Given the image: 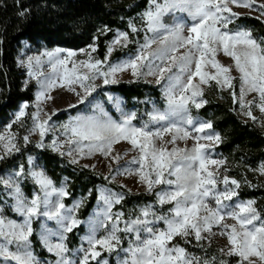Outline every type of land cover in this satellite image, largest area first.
Listing matches in <instances>:
<instances>
[{
  "label": "snow or ice",
  "instance_id": "snow-or-ice-1",
  "mask_svg": "<svg viewBox=\"0 0 264 264\" xmlns=\"http://www.w3.org/2000/svg\"><path fill=\"white\" fill-rule=\"evenodd\" d=\"M230 5L259 11L260 17H264V3L257 4V0H149L141 19L146 32L153 35H146L134 57L109 64L107 70L102 66L107 63L114 46L127 47L130 42L127 32H117L103 61L93 59L88 53V60L73 61L69 69L67 58L60 55L63 49L43 53L42 56L47 57V63L54 73V76L44 79H39L42 75L38 71L43 63L41 56L28 58V75L37 79L39 90L34 104L36 111L31 113L32 127L23 137L25 144L38 132L36 147H48L61 156L71 157V163H78L77 155L83 159L100 153L107 158L112 154L115 144L127 141L132 146L129 151L138 150V155L131 161L138 167L123 171L117 169L116 174L137 175V183L143 185L149 194L156 186L164 185V188L155 192L156 205L160 208L171 205L166 212H157L156 206L148 204L139 209L135 218L125 220L123 212L112 211L113 206L123 200V195L110 190L101 191L98 202L102 207L95 221L90 223L88 234L82 238L87 247L78 249V252L83 253L78 264H108L107 259L99 258L103 252L111 254L117 252L118 248L125 253L122 259H118V264H228L223 258L217 261L214 256H196L180 243H173L179 237L183 244H190L194 240L196 246L203 247L201 241L216 235L227 238L226 248L220 249L222 256L237 257V264H257V261L264 264V219L254 207L255 201L231 203L233 197L238 195L236 189L240 186L239 182L227 175L220 178L219 167L209 168V165L225 164L224 160L213 158L210 151L222 142V137L219 133L206 132V129L212 128V123L195 120L189 107L191 104L199 109L207 103L197 97L203 96L201 86L207 85L209 81L214 80L220 89L233 88L234 78L230 75V68L216 59L217 54L223 52L224 56L231 57L240 73V92L237 96L232 91L233 103L239 104L242 115L264 126V120L254 116L252 111L255 107L264 116V38L258 41L249 29L231 31L229 24L239 19L242 13L233 11ZM177 13H186L191 20L187 35L184 23L171 27L164 23L165 16L175 17ZM19 14L24 16L25 12ZM129 28L132 33L139 31L131 22ZM153 44L160 46L153 49ZM182 48L185 51L179 54ZM91 50L95 52V46H91ZM76 55V52H67V57ZM208 65L216 70L214 74L205 71ZM81 67L87 71L79 72L78 68ZM144 68H147L146 73L142 71ZM129 70L135 79L148 75L156 77L157 83L166 81L162 89L166 101L163 111L154 107L149 113V123L136 126L132 123L136 118L134 112L123 113L121 110L122 119L117 122L101 109L98 116L71 118L63 125V134L67 138L63 142L53 139L45 145V136L53 130L49 121L56 111L44 113L42 104L52 99L49 93L58 81L66 82V90L74 92L79 102L83 103L95 91L97 79L103 78L105 85L116 83L117 74ZM165 73H168L167 77ZM196 77L199 80L194 84ZM74 84L83 89V95L72 87ZM59 86L65 85L60 83ZM250 93H256V97L246 100ZM115 103L119 110V102ZM28 107L27 102L20 106L13 123L21 121ZM42 114L47 118L41 119ZM151 123L159 126L153 130ZM166 135L170 139L165 140ZM15 137V133L0 134V160L13 152H19ZM188 139L194 141L191 147L177 146L178 140ZM202 140L210 143H201ZM65 144L69 145L67 152L61 151ZM120 159L122 157L119 154L112 156L113 162L118 163ZM84 167L94 165L85 164ZM257 171L264 176V164ZM22 178H30L38 189L31 198L25 195L21 187ZM111 179H115V176ZM218 184L224 187L221 189ZM0 185L13 201L10 205L12 212L20 218H9L0 208V264H41L31 239L34 219L40 217L53 221L56 226L54 230L45 226L39 235L43 247L55 257L54 264H74L67 256L69 249L66 240L67 234L82 223L74 215L81 202L68 208L62 202L68 195L65 188H56L31 156L28 157L27 171L21 165L13 175L0 177ZM227 219L234 223H226ZM109 224L111 227H108ZM101 227L107 231L105 235L98 236ZM214 227L218 231H213ZM119 233L131 237L127 248L119 247L122 244Z\"/></svg>",
  "mask_w": 264,
  "mask_h": 264
},
{
  "label": "rangeland",
  "instance_id": "rangeland-1",
  "mask_svg": "<svg viewBox=\"0 0 264 264\" xmlns=\"http://www.w3.org/2000/svg\"><path fill=\"white\" fill-rule=\"evenodd\" d=\"M139 1L140 0H128V2L130 4H134V3H137ZM259 3H264V0H257V4H259ZM230 7H232L233 11L242 13L241 16L248 15V16H252V17H256V18L260 17L259 11H250L247 8L236 7L235 5H230ZM145 11H143L142 13L137 15V18L135 20H129V24H130V22L132 24H134L136 26V28L139 29V31L136 33H132L131 29L129 28L133 37H131V35H129V41L130 42L128 43L127 47H122L120 45L114 46V50L111 53V55L108 57L107 63L102 66L105 70H107V66L109 64L114 65L118 62H122L125 59L134 57L135 54L137 53V49H138L139 45L144 43L146 35L148 37H151L153 35L152 33L146 32V27H145L144 21L141 19V16ZM259 19L264 23V17H260ZM164 23L169 25L170 27L174 26L177 23H184L186 25L185 35H187V26H190L191 20H190V18H188L186 13H177L175 17H173L171 15L165 16L164 17ZM236 23H237V19L233 23L229 24L228 28L231 31H236L239 28L248 29L244 25H241L238 27L234 26ZM117 32H126V31L116 30L114 37L110 41L107 42V48H108L109 44H111L113 39L116 37ZM251 32H252V35L254 36L252 30H251ZM91 46H95V48H96L95 52H92ZM91 46H89L86 49H82V50H72V49L59 48V49L64 50L60 55L62 57L67 58V60H68L67 67L69 69H71L73 61L78 62V61H82V60H88L89 59L88 53H91V56L93 59H99V60L103 61L105 56L103 58H101L98 55L99 52H98V46L96 45V43H94ZM159 46H160L159 44H153L152 48L155 49ZM55 49H58V48H53V49L41 48V49H38V48L32 47L31 45L25 43L23 45L20 53H19V56H18L19 65L24 69V71L27 75L26 85L33 84L37 87V89L35 91L34 101L33 102H27L29 107L25 110L26 115L21 119V121L19 123H13V121L15 120V114L19 111L20 106L25 102L20 103V105L18 106L16 111H14L12 113L9 123L0 127V134H12V133L16 134V137H15L16 143L20 149L19 152H13L11 155L5 156V158L3 160H0V162L7 160V162L10 163V167L5 168L0 173V177H8L10 175H13L17 170H19L21 165H24L25 171H27L28 157L31 156V157L35 158L36 163L39 164L43 168V170L46 172L47 176L49 178H51L50 175L48 174L46 168H45L44 162L42 161V157L44 154H49L52 157H54V160L56 161V163L60 169V180L57 182L55 180H53L52 178H51V180L53 181V184L56 188L64 187L68 193V195L62 199V202L68 208L73 207L77 202H81L80 206L77 208L74 215L78 220L82 221V223L78 227L74 228L73 231L71 232V233H75V237L77 238V242L75 240L73 241L70 238L71 233L67 234V240H66V244H67V247L69 249L67 256L71 261L74 262V264H78V261L83 256V253L78 252V249H80L81 246L87 247V244L83 241L82 238L88 234L90 223L95 221L96 214L102 207V204L98 202L101 191L110 190L113 193H121L124 197L123 198V200H124L128 194L132 195V194H139V193H147L148 195H151L152 193H155L156 191H160L165 186L164 185H158L155 187L154 191L151 194H149L145 190V187L143 185H140L137 183V180H138L137 175H117L116 174L117 169L123 171L126 168L135 169L136 167H138L136 164L131 163V161L133 160V157L138 155V150L129 151V149H131L132 146L127 141L122 140L120 143L115 144L112 154L110 156H108L107 158L100 153H96V154L92 155L91 157L85 156L83 159H81L77 155L76 158L79 161L78 163H71L70 162L71 157H69L67 155L61 156L59 154V152L52 151L48 147H45V148L36 147V144L39 142L38 132L36 134L32 135L30 137V141L27 144H25L23 137L28 134V130L32 127L33 122L31 119V113L36 111L34 104H35L36 93L39 90V86L37 84V79L29 77V75H28L27 61H28L29 57L34 58L37 56H41L43 63L39 66L38 71L42 72V75L39 76V79H44V77H48V76H54V73L52 72L50 65L47 63V57L42 56V54L45 52H52ZM68 51L76 52L77 55L75 57H67ZM184 51H185V49H183V48L180 49L179 54H182ZM116 52L122 53V56L119 58L113 59V56ZM106 53H107V50H106ZM216 59L222 65L230 68V75L234 78L233 79V88L232 89H228V88L220 89L214 80L209 81V83L207 85L201 86L202 90H203V96L197 97L198 100L199 99L206 100V98H205L206 95H209L210 93L215 92L214 88L218 89V91H220V92L228 93L231 97H232L231 93L234 90L236 92L237 96H239L240 84H241L240 73L236 70L235 65H234V61L231 59V57L224 56L223 52L218 53ZM33 63H35V62L33 61ZM157 63H159V61H157ZM78 71L83 73V72L87 71V69L81 67V68H78ZM142 71L144 73H146L147 68L142 69ZM173 71H175V69H173ZM205 71H208V72L214 74L216 70L214 68H212L211 65H208L205 68ZM167 75H168V73H165V77H167ZM198 80H199V77H196L194 79L193 83L194 84L197 83ZM123 82L139 83V84L145 83L148 85L156 86L159 89L160 98L157 99L156 97H153L152 95L148 94L142 100L135 99L133 101V105L131 107H128L127 101L124 97H122L118 93H114V92H111L109 90V88L111 86L117 85V84H120ZM165 82L166 81H160V83H157L156 77L148 76V75H141L138 79H135L130 75V70H129L127 72L118 73L116 83H109V84L105 85L103 83V78L97 79L95 81V85H96L95 91H93L90 96H87V98L84 100L83 103H80L79 98L76 96V94L74 92H69L66 90L68 87L67 83L64 81H58L57 86L53 90H51L49 93V95L52 97V99H48L42 104V109H43L44 113L51 114L53 110L56 111V115L52 116V119L49 121V125L53 126V130L50 131L45 136V139H44L45 145L50 144L53 139H58L60 142H63L67 138L63 134L64 133L63 125L67 124L71 118H74L77 116H80V117L98 116L100 114L101 109L103 110V112L107 113V115L111 119H113L117 122H119L122 119V116H121V110H122L123 113L134 112L136 114V118L132 121V123L136 126H142L145 123H149V113H151L153 111L154 107L156 109L161 110V111H163L164 108L166 107V101H165L163 91H162ZM60 83H64L65 86L64 87L59 86ZM72 87H74L77 92H80L81 95L84 94L83 89H81L79 87V85L74 84V85H72ZM109 97H112L113 99L110 100ZM254 97H256V93H250L247 95L246 100H253ZM116 101L119 102V110L116 106V103H115ZM72 104H75L76 107H74V108L70 107V105H72ZM189 107L191 110V115L193 116V118L195 120L206 121V120L200 118L199 116L193 115V111H198L200 108L196 109L194 107V105H191V104L189 105ZM252 111H253L254 116H256L257 118H259L261 120H264V116L261 115V113L259 112V110L257 108L253 107ZM236 113L242 122L253 124L255 127H257L264 134V126H262L260 123H254L251 119L242 115L240 113V108H239L238 103H236ZM46 118L47 117L44 116L43 114L41 115V119H46ZM9 125H11L10 129L8 128ZM158 126L159 125H156L154 123L150 124V127L153 130H155V128H157ZM206 132L218 133L217 131H215L213 129V127L211 129H206ZM194 135H199V134L194 133ZM167 139H170V136L166 135L165 140H167ZM201 143L208 144L210 142L202 140ZM193 144H194V141L192 139H188L186 141H179V140L177 141V146L180 148L191 147ZM220 144L221 143L214 146V148L210 149V151H211L213 158L218 159V160H224L225 164L222 166L209 165V168L213 169L215 167H219L220 178H222L224 175H227L230 179L237 180L234 176H232L233 169H236L235 165H231L230 162L226 159V157H224L220 153V151L218 150V146ZM168 147L171 148L172 146L168 145ZM68 148H69V145L65 144L64 147L61 149V151L67 152ZM0 150H2V149H0ZM116 154H119L122 157V159H120L118 163L113 162V160H112V156H114ZM85 164L94 165V167L85 168L84 167ZM261 164H264V162L260 163L257 168H254V170H251L253 172V177H255L254 181L257 184L258 183L264 184V176L259 175V173L257 171ZM109 165H111V167H109ZM64 171H68L71 174L76 175V176L80 175L81 173H83L85 171L87 173H90V174L96 176L97 179L107 183V186H105V185H98L97 186V195H98L97 201L95 203L94 208L91 210L90 214L86 218H81V212L87 203L90 192L83 194L82 190H79L77 192V194H75V195L72 194L73 177L66 174V172H64ZM106 176L109 177V179H105ZM113 176H115V179H111V177H113ZM108 185H115L116 187L122 188L123 190H116V189H114ZM122 185H123V187H122ZM239 185H240L239 186V188H240L241 187L240 182H239ZM21 187H22L25 195L29 198L32 197V195L34 194L35 191H38V189H36V187L31 182L30 178H28V179L22 178L21 179ZM218 187L222 189L224 186L222 184H218ZM231 187H234V186H231ZM239 188L236 189L237 192H238ZM129 189H131V191H129ZM53 199H55V197H53ZM67 199H70V202H67L68 201ZM123 200L119 204H115L113 206L112 211L114 213L115 212H123L125 220L129 219V218H135L139 214V209L145 205H148V204H152V205L156 206L157 212H166L167 209L171 207V205H164L163 208H160L159 206H157L156 205V196L154 195V199L152 201L145 203V204L138 206V207H132V208L128 209L127 213H126V210H124L123 205H122ZM245 201H249V200H242L239 197V195H237V196L233 197V200L231 203L245 202ZM252 201H255V200H252ZM12 202L13 201L11 200V198L5 194L3 186L0 185V208H3L4 215H6L12 219L19 220L20 218L18 216H16V214L13 213L11 208H10V205L12 204ZM226 203H228V202H226ZM254 207L256 208V210L259 213V215L261 216V218L264 219V217L261 215V213L257 207L256 201L254 203ZM225 222L228 224L234 223V221H232L231 219H227ZM45 226L48 228H51L53 230L56 227L55 223L53 221H48L44 217H40L39 219H34V222L32 225L33 230H34L33 234L36 235L37 241L40 244H41V242H40L39 235L44 230ZM108 227H111V225L109 224ZM161 227H162V225H161ZM106 231H107L106 228L101 227L98 229L97 235L103 236L106 234ZM213 231H218V229H216L214 227ZM119 235L121 236V240H122V244L119 247L120 248H127L128 243H129V239L131 237L125 236V234H123V233H119ZM177 242L180 243L183 247H185L188 250V252H190L196 256H200V257L206 256L208 258H211L214 256V257H216L217 261H219L221 258H223L224 260L228 261V264H237V260H238L237 257H235V256H232V257L222 256V254L220 252L221 248H226V246H227V238L226 237H223L220 235L209 237V239L201 241V244L203 245V247L196 246V242L194 240L190 244H183V241H181L179 239V237H177L176 240L173 241V243H177ZM32 244H34L33 241H32ZM72 244H73V246H72ZM33 250H34V245H33ZM98 250H100V249H98ZM41 251H45L48 254V256L47 257H41L38 254ZM34 252H35L37 258L41 261V264H54L55 257L52 254L48 253L42 244H41V249L37 250V251L34 250ZM117 252H119V256L117 255ZM117 252H113L111 254H109L107 252H103V255L99 259H107L108 264H118V259H122L125 255V253L119 251V248L117 249ZM252 259H256V258H252ZM92 263L95 264V262H92ZM245 264H246V262H245ZM257 264H259L258 261H257Z\"/></svg>",
  "mask_w": 264,
  "mask_h": 264
},
{
  "label": "trees",
  "instance_id": "trees-1",
  "mask_svg": "<svg viewBox=\"0 0 264 264\" xmlns=\"http://www.w3.org/2000/svg\"><path fill=\"white\" fill-rule=\"evenodd\" d=\"M149 0H140L130 4L128 0H0V127L9 123L11 115L20 103L33 102L37 87L26 85L27 75L19 65L18 56L25 43L32 47L63 48L82 50L96 43L98 55L103 58L116 30H124L132 36L129 30V20H135L137 15L145 11ZM25 12L24 16L19 13ZM244 25L253 31L254 36L264 38V23L252 16L244 15L237 19L234 26ZM107 28L108 31H104ZM122 53L116 52L113 59ZM127 101L128 107L135 99L142 100L148 94L160 98L156 86L139 83H120L109 88ZM215 92L206 95L207 103L194 116L210 121L212 127L221 137L218 146L220 153L231 165H235L232 176L241 184L238 195L242 200H255L264 217V184H257L253 177L254 168L264 162V134L253 124L242 122L236 113V104L226 92ZM50 177L56 182L60 180V169L49 154L42 157ZM7 160L0 162V173L9 168ZM72 194L89 193V198L82 209L81 218H86L97 201V186L107 183L96 176L83 172L73 175ZM116 190H123L115 185H108ZM155 193L128 194L123 200V208L127 210L138 207L154 199ZM70 202V199H67ZM70 238L77 242L75 233ZM34 250H40L41 244L33 234ZM73 246V244H72ZM47 257L45 251L38 253ZM94 264V263H92Z\"/></svg>",
  "mask_w": 264,
  "mask_h": 264
}]
</instances>
